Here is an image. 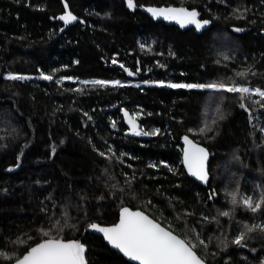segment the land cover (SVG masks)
I'll use <instances>...</instances> for the list:
<instances>
[{
  "label": "trees",
  "instance_id": "trees-1",
  "mask_svg": "<svg viewBox=\"0 0 264 264\" xmlns=\"http://www.w3.org/2000/svg\"><path fill=\"white\" fill-rule=\"evenodd\" d=\"M134 3L0 0V252L10 257L0 264L65 224L61 238L85 245L87 264H131L87 232L93 223L114 224L126 206L195 243L207 264H264V232H246L264 225V205L253 213L240 203L244 194L264 195V101L246 94L245 110L238 93L167 87L264 90V0ZM153 6L195 10L209 23L181 30L140 12ZM66 12L77 19L64 28L58 18ZM122 111L158 134L128 136ZM183 134L209 151L205 188L182 167ZM242 232L243 247L232 243Z\"/></svg>",
  "mask_w": 264,
  "mask_h": 264
},
{
  "label": "snow or ice",
  "instance_id": "snow-or-ice-1",
  "mask_svg": "<svg viewBox=\"0 0 264 264\" xmlns=\"http://www.w3.org/2000/svg\"><path fill=\"white\" fill-rule=\"evenodd\" d=\"M127 7L129 9H135L137 5L134 0H126ZM67 8V4H65ZM146 11L149 12L154 18L162 17L165 20H172L178 23L181 27L188 25H194L198 30L204 25L208 24V21H200L198 19L199 13L195 10H188L184 7H147ZM65 24H69L75 21L77 18L72 15L71 12L59 17ZM239 31V29H237ZM113 63H116L113 60ZM120 67H124L120 65ZM125 71H128L125 69ZM133 75L132 72L128 73ZM239 75L245 76L247 73H240ZM40 79L52 80L53 76L40 73ZM7 79L20 80L29 79V77L18 76L9 74ZM85 84H92L93 86L99 85L106 87L109 85L108 81L93 80L86 81ZM113 87L124 85L119 81L112 84ZM169 88H209L215 91H224L228 93H238L241 99V108H245L246 94L255 95L259 99L253 101V103L261 104L264 101V90L256 88L254 90L249 87L237 86L235 84L228 86L224 83L219 84H185V83H170L167 85ZM79 90V89H77ZM264 107V104H261ZM125 116L128 117V123L132 126L134 135H156V132H143L137 130L134 117H129L125 112ZM115 126V125H113ZM184 164L190 175L195 176L201 181H207L206 161L208 153L204 148L198 147L187 136L184 137ZM104 155V153H101ZM150 167L154 165H149ZM11 170V169H9ZM232 204L237 205V194L234 192L231 194ZM240 203L246 208V210L256 213L262 209L264 205V195L261 196L258 202L253 201L251 197H242ZM224 216L230 215L229 212H222ZM61 225L56 227L55 234L50 231H43L44 237H47L42 242L37 243L35 246L30 247V250L26 254L22 255V258L15 260V264H86L85 258V246L77 240H64L61 238L60 233L63 232L64 227ZM89 227L97 232L103 234L107 242L114 248L119 250L130 261L136 262V264H204V260L197 255L195 251L197 245L185 239H181L174 235L173 232L166 230L159 223L150 219L141 211H130L127 207L123 208L120 212L119 222L111 227H100L93 223ZM259 229L264 232V225H253L251 227L246 226V232H253ZM246 232H242L236 236L232 243L243 247V241L246 238ZM200 244L207 247L203 240H200ZM0 257L9 259L4 252H0Z\"/></svg>",
  "mask_w": 264,
  "mask_h": 264
},
{
  "label": "water",
  "instance_id": "water-1",
  "mask_svg": "<svg viewBox=\"0 0 264 264\" xmlns=\"http://www.w3.org/2000/svg\"><path fill=\"white\" fill-rule=\"evenodd\" d=\"M127 4V3H126ZM153 7H156V6H153ZM170 7H172V6H170ZM146 8L147 7H142V8H140V12L141 13H143L144 15H146L148 18H150L151 20H154V21H163V22H165V23H169V24H174L176 27H178L179 29H181V30H185V29H191V28H194V29H197L194 25H188V26H185V27H181L178 23H176L175 21H172V20H165V19H163L162 17H159V18H154L149 12H147L146 11ZM157 8H160V7H157ZM188 10H190V9H188ZM66 14V13H65ZM59 19V18H58ZM198 19H199V16H198ZM60 20V19H59ZM200 20V19H199ZM63 24H64V28L67 26V25H71L73 22H71V23H69V24H65L64 23V21H62V20H60ZM201 21V20H200ZM63 28V29H64ZM237 29H239V31H237ZM229 30L231 31V32H233V33H236V34H242V33H244L246 30L245 29H243V28H238V27H230L229 28ZM263 34H264V32H263ZM125 112H127V111H122V115H123V122H124V125H125V127H126V129H127V135L128 136H133L134 134H133V129H132V126L128 123V117H126L125 116ZM128 113V112H127ZM128 116L129 117H133V116H131L129 113H128ZM135 121H136V124L139 126L138 127V129L137 130H139L140 129V125H139V123H138V121L135 119ZM185 136H187L188 137V139L190 140V141H192L195 145H197L198 147H201V148H204L205 150H206V152L208 153V157H207V161H206V164H205V167H206V172H207V181L205 182V181H201V180H199V179H197L195 176H192V175H190L189 174V172H188V170H187V167L185 166V164H184V148L186 147V145H185V143H184V137ZM179 143H180V145H181V164H182V167H183V169H184V171H185V173H186V175L190 178V179H193L196 183H198L200 186H202V187H207V185H208V183H209V180H210V175H209V172H208V164H209V160H210V156H209V151L207 150V148L205 147V146H203L202 144H199V143H197L194 139H192L189 135H187V134H183L181 137H180V139H179ZM127 207V206H126ZM123 208H125V207H122L120 210H119V212H118V219H117V221L114 223V224H112V225H99V224H97V225H99L100 227H111V226H113V225H115V224H117L118 222H119V217H120V212L122 211V209ZM130 211H141V212H143L142 210H140V209H132V208H130V207H127ZM145 215H147L145 212H143ZM150 219H153V218H151L149 215H147ZM154 220V219H153ZM155 222H157L156 220H154ZM157 223H159V222H157ZM96 224V223H95ZM160 224V223H159ZM161 225V224H160ZM162 227H164L163 225H161ZM166 230H169V229H167L166 227H164ZM170 231V230H169ZM87 232L88 233H93V234H96V235H99V236H101L102 237V239H103V241H104V243H105V245H107L112 251H115V252H117L125 261H127V262H129V263H131V264H136V262H133V261H130L127 257H125L122 253H120L119 252V250H117V249H114L108 242H107V240L104 238V236H103V234L102 233H100V232H97V231H95V230H93V229H91L90 227H88V229H87ZM172 232V231H171ZM174 235H176L175 233H173ZM176 236H178V235H176ZM179 237V236H178ZM179 238H181V237H179ZM182 239V238H181ZM77 241H79V240H77ZM42 242V241H41ZM80 242V241H79ZM36 245V244H35ZM35 245H33V246H35ZM85 246V245H84ZM85 249H86V251H87V248H86V246H85ZM28 250H30V248L28 249ZM86 251H85V258H86ZM24 254H26V253H24ZM20 258H22V256L20 257ZM11 264H15V261L13 262V263H11ZM86 264H87V261H86ZM204 264H207L205 261H204Z\"/></svg>",
  "mask_w": 264,
  "mask_h": 264
},
{
  "label": "rangeland",
  "instance_id": "rangeland-1",
  "mask_svg": "<svg viewBox=\"0 0 264 264\" xmlns=\"http://www.w3.org/2000/svg\"><path fill=\"white\" fill-rule=\"evenodd\" d=\"M127 73H129V72H127ZM129 75V74H128ZM130 77H135L134 75H129ZM57 81H59V82H62V81H64V79H57ZM67 81H70V82H72V83H78L79 82V84L78 85H80V84H84L85 85V83L84 82H86V81H78V80H72V79H67ZM109 82V85L108 86H112V84L115 82V81H108ZM135 83V82H134ZM136 83H139V84H146L147 82L146 81H136ZM163 82L162 81H156V84H162ZM90 84V83H89ZM121 84H123V83H121ZM168 84H170V83H168ZM237 86H241V85H239V84H237ZM244 87H249L250 89H252V90H254V89H256V88H254V87H250V86H244ZM209 89V88H208ZM253 96H255V95H253ZM257 97V96H256ZM133 115V117L134 118H136V116H135V114H132ZM243 197H247L245 194H244V196ZM260 200V199H259ZM259 200H256V201H254V203L255 202H258Z\"/></svg>",
  "mask_w": 264,
  "mask_h": 264
}]
</instances>
